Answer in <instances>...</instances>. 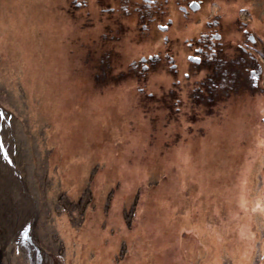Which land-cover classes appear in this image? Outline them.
Masks as SVG:
<instances>
[{
    "label": "rangeland",
    "instance_id": "1",
    "mask_svg": "<svg viewBox=\"0 0 264 264\" xmlns=\"http://www.w3.org/2000/svg\"><path fill=\"white\" fill-rule=\"evenodd\" d=\"M176 1L0 0V264H264V78L183 60L264 50V0Z\"/></svg>",
    "mask_w": 264,
    "mask_h": 264
},
{
    "label": "flooded vegetation",
    "instance_id": "2",
    "mask_svg": "<svg viewBox=\"0 0 264 264\" xmlns=\"http://www.w3.org/2000/svg\"><path fill=\"white\" fill-rule=\"evenodd\" d=\"M81 3H84L83 0ZM112 1L113 0H91V3H95L98 7V12L99 15L103 14V15H108V17L101 21L99 20L100 24H101V28L105 30V32H109V25L112 24V22L116 21L117 19L115 18V16H112V14H114V7H112ZM130 1V0H129ZM144 1L146 3H144ZM117 2H121V0H116ZM140 2L144 3V6H155V0L154 1H150V0H140ZM184 3V6L180 7L177 6V3ZM152 3V4H151ZM108 4L110 5V7L108 6ZM127 2H121V6L126 5ZM159 4V3H157ZM81 6V4L77 3L76 6ZM163 5V4H162ZM175 5L177 7V9L180 11L181 15L184 18H187L188 15L191 12L196 11L199 8V0H177L175 2ZM197 6V7H194ZM118 7V5H117ZM163 7H165V5H163ZM80 8V7H78ZM77 8V9H78ZM166 8V7H165ZM120 9V6H119ZM137 10V9H136ZM120 12L123 13L124 10L121 8ZM142 12H144L143 8H142ZM157 14H146L148 15L147 18L144 15V13L142 14L143 17V21H142V27L146 28L148 30V26L150 24H152L153 22L157 21L156 26L160 29V31H163L164 33H166L168 31V27H162L163 24L161 23L162 18L161 15H163V13L160 11H155V13ZM110 14V15H109ZM101 17V15H100ZM102 19V17H101ZM146 19V20H145ZM105 21V22H104ZM168 23L171 24L170 21H168ZM161 24V25H160ZM237 26H241V28H243L241 31L237 30L240 32L242 39L240 40L241 43H236V49L234 48V53H232V50L230 48V46L225 45V47L223 48L222 44L219 43V41L222 39V36L220 34L221 28H220V21H219V17L216 16L213 20L209 21L208 24L206 23L205 26V32H203L202 34H199V39L197 40L198 44L200 45L199 42H202V48H199L196 54H189L188 52L185 54V56L183 57V60L186 63H191L196 65L197 68H204L207 69L209 71V74L207 75V78H202L201 81L199 83L203 84L205 86V84L207 83L208 80L205 79H215V76H219L217 74L219 73V68L223 65H227V66H231V67H240L241 64V60L239 58H245L248 63H249V77H250V81H248L247 86L249 85L250 89L254 92L259 90V85H257L259 83V79L260 78H264V68H263V63H264V53H263V49L262 51H259L258 48L256 46V37L254 35V33H252L246 25L241 24V23H237ZM101 29V30H102ZM110 33V32H109ZM102 35V31L100 32V37ZM104 36H106V34H104ZM189 37V38H187ZM186 38H184L185 40H190L192 39L191 36H187ZM198 38V37H195ZM101 39V38H100ZM218 42V43H217ZM167 43V38L163 37V45H166ZM193 45V44H192ZM220 45V46H219ZM218 47H221L223 49H218ZM171 48V47H170ZM219 50V52L217 53V51ZM165 51V50H164ZM230 51V52H229ZM168 54H170L169 51H167ZM228 52V53H226ZM112 53L114 54V51H112ZM194 53V52H193ZM236 53V55H235ZM200 55L199 57H196V55ZM242 54V55H241ZM158 55L160 54H153L150 55H146L147 58L150 57L149 60L152 59V57H156L158 58ZM162 56H163V52H162ZM142 58V56L140 57V59ZM146 59H142L143 62H145ZM148 60V61H149ZM171 69L170 72L177 74L176 73V66H174L173 64H171ZM175 70V71H174ZM213 74V76L211 75ZM256 74L258 75L257 79H256ZM186 75V74H185ZM227 74H225L223 77H225ZM222 76V75H221ZM235 76V74H234ZM122 77V76H121ZM207 87V86H206ZM256 88V90H255ZM213 103V102H211Z\"/></svg>",
    "mask_w": 264,
    "mask_h": 264
},
{
    "label": "trees",
    "instance_id": "3",
    "mask_svg": "<svg viewBox=\"0 0 264 264\" xmlns=\"http://www.w3.org/2000/svg\"><path fill=\"white\" fill-rule=\"evenodd\" d=\"M198 84H200V85L202 86L201 83H198ZM174 87H175V86L172 87V90H173L175 93H177V87H175V88H174ZM203 88L206 89V86H203ZM200 89H202V87H201V88L198 87L197 90L193 91V96L195 97V98H193V99H197V101L199 100L200 97L202 98V95H203V91H200ZM170 95H171V94H170ZM149 96L153 97L152 95H149ZM212 100H213V99L209 98L208 101L211 102ZM198 103H200V102H198Z\"/></svg>",
    "mask_w": 264,
    "mask_h": 264
},
{
    "label": "snow or ice",
    "instance_id": "4",
    "mask_svg": "<svg viewBox=\"0 0 264 264\" xmlns=\"http://www.w3.org/2000/svg\"><path fill=\"white\" fill-rule=\"evenodd\" d=\"M0 152H2V147H0Z\"/></svg>",
    "mask_w": 264,
    "mask_h": 264
},
{
    "label": "water",
    "instance_id": "5",
    "mask_svg": "<svg viewBox=\"0 0 264 264\" xmlns=\"http://www.w3.org/2000/svg\"><path fill=\"white\" fill-rule=\"evenodd\" d=\"M0 256H1V252H0Z\"/></svg>",
    "mask_w": 264,
    "mask_h": 264
},
{
    "label": "bare ground",
    "instance_id": "6",
    "mask_svg": "<svg viewBox=\"0 0 264 264\" xmlns=\"http://www.w3.org/2000/svg\"><path fill=\"white\" fill-rule=\"evenodd\" d=\"M194 7H197V6H194Z\"/></svg>",
    "mask_w": 264,
    "mask_h": 264
}]
</instances>
